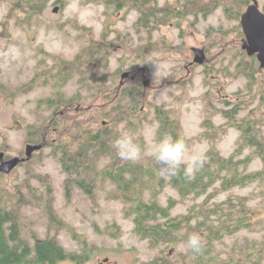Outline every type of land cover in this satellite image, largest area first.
<instances>
[{
  "label": "rangeland",
  "instance_id": "obj_1",
  "mask_svg": "<svg viewBox=\"0 0 264 264\" xmlns=\"http://www.w3.org/2000/svg\"><path fill=\"white\" fill-rule=\"evenodd\" d=\"M19 1L0 0V144L6 141L8 147L4 151L13 156H20L22 151L26 156L29 137L27 127L32 124L43 125L54 111V108L39 105L40 100L55 94V87L44 84L41 74L45 76L44 73L47 72L46 76L50 77L62 75L56 60H74L93 39L112 42L108 61L98 59L89 72H73L61 89L62 93L67 98L79 95L83 98L82 104L76 108L81 112V117L87 119L98 111L95 109L107 103L96 97L98 90L112 84L114 73L120 69V86L126 72H130V77L124 79L126 82L136 75L141 76L142 84L149 80V89L142 92V96L146 97L143 114L146 111L148 119L143 122L138 133L128 129L126 122L121 125V129L131 135L144 150L140 160L142 162L150 160L149 150L161 139L157 118L159 108L167 112L171 120H178L180 123L182 133L190 140V155L201 151L205 154L213 146L223 156L236 151L242 135L238 128L228 127L225 133H220L213 141L202 136L207 131V120L217 127L226 125L229 119L222 110L233 107L236 102L246 101L238 118L260 113L264 119V68L259 62V83L252 93L249 78L237 73L244 55L230 45H243L245 37L240 41L236 32L241 20L236 18L235 13H229L224 5L218 6L208 16L192 14L174 17L167 25L151 30L136 24L140 17L136 9L119 12L110 8L107 14L105 4L95 0H46L44 13L29 20L18 6ZM159 1L164 4L167 0ZM258 1L259 7L264 11V0ZM56 7L57 11L54 10ZM211 31L214 33H210ZM221 31H229L227 39L222 40L216 35ZM215 40L217 44L214 43ZM227 44L231 48L227 49ZM192 47L206 49V63L190 66L194 59ZM145 57L149 60H145ZM153 60L159 65L158 71L151 64ZM143 67L146 68V78L143 77ZM36 77L38 83L33 82ZM26 85L29 87L20 90ZM253 95L256 97L252 102L250 99ZM227 101H230V106ZM73 114L71 111V115ZM140 136H143V140ZM166 137L172 138L170 135ZM52 151V147H47L43 157L34 158L33 154L29 159L35 160L32 164H21L9 174L2 173L0 188L14 193L15 187L24 185V181L30 179L31 185L43 191L46 183L42 180L50 179L58 215L81 235V238H77L67 230L58 234L61 245L67 251H79L84 246L86 253L93 256L88 264H98V259H109L111 264H149L163 254L181 258L183 253H187L189 247L185 243L153 245L151 240L141 238L135 231L133 215H127L130 204L114 196L118 192L115 182L98 178L100 188L97 203L78 188L74 189L72 200L68 201L65 190L67 173L57 156L51 154ZM253 151L254 148L247 147L240 157L252 155ZM114 154L116 156V152ZM111 160L110 155L102 158L97 164V170L100 171ZM263 168L262 159L256 156L247 172ZM37 175H41L42 180ZM165 181L167 184L158 201L166 206L171 197L175 198L173 217L187 214L193 205L207 198L208 194L183 197L170 185V179ZM151 190L145 191V200L150 199ZM213 190L211 188L209 192ZM23 191L27 193L28 189L24 187ZM250 195V206L264 207V185H261L260 180L245 187L237 186L220 192L212 202H221L230 196L236 199L238 196ZM4 201H8L13 208L16 199L6 197ZM261 218L263 219L253 228L244 229L234 236L226 237L222 243H217L218 248L223 251L221 258L228 257L235 245L238 247L235 254H239L247 241H255L261 250L254 256V263L251 264H264V217ZM22 223V234L31 243L37 238H50L49 218L36 205L23 209Z\"/></svg>",
  "mask_w": 264,
  "mask_h": 264
},
{
  "label": "trees",
  "instance_id": "obj_2",
  "mask_svg": "<svg viewBox=\"0 0 264 264\" xmlns=\"http://www.w3.org/2000/svg\"><path fill=\"white\" fill-rule=\"evenodd\" d=\"M95 1L105 4L107 14L110 8L119 12L130 9L138 10L140 17L136 24L151 30L167 25L174 17H187L192 14L208 16L220 5H224L229 13H235L236 18L241 20L246 7L252 2L251 0H167L161 4L159 0ZM62 5L64 6L63 3ZM18 6L26 13V18L32 20L44 13L47 3L46 0H20ZM236 32L241 41L245 37L241 25L236 28ZM216 35L224 40L229 36V31H221ZM216 40L215 44H217ZM230 45L232 49L240 50L244 55L237 68V73L249 78V88L253 93V90H256L255 86L259 83L258 72L260 71L257 66L259 60L256 55H247L241 44ZM225 46L227 49L231 48L228 44ZM111 48V41L93 39L92 43L83 49L74 60H56L62 75L50 77V75L46 76L47 72L44 73L45 76L41 74L44 77L42 81L44 84H51L55 87V94L50 98L40 100L39 105L54 108V111L43 125L32 124L27 127L29 136L27 144H43L40 150L34 152V158L43 157L45 148H53L51 154L57 156L56 158L59 159L67 173L65 190L68 201L72 200L73 191L78 188L83 190L94 203H97L100 188L98 178L115 182L118 192L114 196L130 204L127 215H133L136 233L143 239L151 240L153 245L187 244L188 239L193 235H198L203 240V248L199 253H194L189 248L181 258L178 256L174 258L173 254H163L154 258L149 264L254 263V256L261 250L256 246L257 242L247 241L242 246L243 251L239 254H235L238 249L235 245L232 253L223 258H221L223 251L218 248L217 243H222L226 237L234 236L244 229L253 228L263 219L261 217H264V207L250 206L251 195L238 196L236 199L230 196L221 202H212V199L220 192L237 186L245 187L257 180L264 185V168L260 171L247 172L248 166L256 156L260 157L264 163L263 116L258 113L256 116L250 114L244 118H238L246 102L241 100L233 107L222 110L229 119L226 125L217 127L209 120L205 122L207 131L202 136L212 141L220 133H225L228 127L241 130L239 147L231 155L223 156L213 146L205 153L206 163L194 178L186 179L183 170L177 177L170 178V185L177 189L183 197L191 194L197 196L208 194L205 201L193 205L187 214L173 217L172 209L176 206L175 198L171 197L166 206L158 201V197L167 184L165 179L159 175L158 165L152 160L133 163L121 161L117 155L114 156L113 142L120 135L126 134L125 130L121 129V125L126 122L128 129L138 133L143 122L148 119L145 115L146 111L143 114L146 97L142 96V92L147 91L149 87L143 86L141 76L131 77L120 86L121 69L114 73L113 83L105 89L98 90L99 94L96 96L107 103L95 109L98 111L87 119L82 118L81 112L76 108L82 104L83 98L80 95L67 98L62 93L61 89L71 78L73 72H89L95 60L98 59L108 61ZM146 59L149 60L148 57H145ZM37 80L36 77L33 82L38 83ZM24 86L20 90L29 87V85ZM255 97L256 95H253L250 100L253 102ZM262 98L264 104V94ZM227 104L230 106V101H227ZM61 110L65 112L62 113ZM71 111L74 112L73 115ZM157 118L160 123L159 138L170 135L172 139H183L189 146L190 140L182 133L178 120H171L169 114L160 108ZM140 139L143 140V136H140ZM6 147L8 144L4 141L0 144V151H4ZM247 147L254 148L252 155L245 158L240 157ZM23 152L20 153L21 157L25 156ZM109 155L112 160L98 171V162ZM11 157H13L12 154L5 152V158ZM34 161V159L26 160L20 165H30ZM0 175L3 174L0 172ZM37 176L42 180L41 175ZM42 182L46 183L44 189L46 191H40L36 186L31 185L30 179L25 180L24 185L15 187L14 193L0 188V264H58L67 258L79 259L80 255H84L85 251L83 253L69 252L61 245L58 234L62 230L70 231L77 238H81V235L58 215L52 181L44 179ZM24 187L28 189L27 193L23 191ZM211 188H214L213 192H209ZM149 189H152V195L150 199L145 200V191ZM6 197L16 199L13 208L8 201H4ZM29 205H36L49 218L50 238H37L34 243H31L22 234V213L23 209Z\"/></svg>",
  "mask_w": 264,
  "mask_h": 264
},
{
  "label": "clouds",
  "instance_id": "obj_3",
  "mask_svg": "<svg viewBox=\"0 0 264 264\" xmlns=\"http://www.w3.org/2000/svg\"><path fill=\"white\" fill-rule=\"evenodd\" d=\"M151 64L158 71V63L153 60ZM112 147L121 161L139 162L144 155L142 147L129 134L120 135ZM148 158L158 165L159 175L164 179L175 178L183 170L184 177L191 180L206 163V155L202 151L190 155L183 139L168 137L161 138L151 147ZM187 245L194 253H199L203 248V240L200 236L193 235L188 239Z\"/></svg>",
  "mask_w": 264,
  "mask_h": 264
},
{
  "label": "water",
  "instance_id": "obj_4",
  "mask_svg": "<svg viewBox=\"0 0 264 264\" xmlns=\"http://www.w3.org/2000/svg\"><path fill=\"white\" fill-rule=\"evenodd\" d=\"M58 10V7L54 9ZM241 25L245 34L242 48L247 52L248 55H256L260 62V66L264 68V11L259 7L258 0H252V3L248 6L247 10L241 17ZM194 52L193 63L199 65L204 64L207 61V55L204 48L193 47ZM143 77L146 78V68H142ZM130 77V72H126L122 78ZM121 81V86L124 82ZM146 86L150 85L149 80H145ZM43 144H27L26 145V156L19 157L14 156L12 158H5V152L0 151V172L9 174L11 173L21 162L32 158L33 153L36 150H40Z\"/></svg>",
  "mask_w": 264,
  "mask_h": 264
},
{
  "label": "flooded vegetation",
  "instance_id": "obj_5",
  "mask_svg": "<svg viewBox=\"0 0 264 264\" xmlns=\"http://www.w3.org/2000/svg\"><path fill=\"white\" fill-rule=\"evenodd\" d=\"M193 48V47H192ZM206 50V49H205ZM206 52V51H205ZM195 64H197V63H193V61L190 63V66H193V65H195ZM199 65V64H198ZM51 234V233H50ZM52 234H54V232L52 233ZM82 250H84L85 251V253H84V255H80L79 256V259H74V258H67V259H65V260H62V261H60L58 264H61L62 262H70L71 264H88L89 262H91L92 260H93V256L92 255H90V254H86V248H82L81 250H79V251H81L82 252ZM83 253V252H82ZM99 260V262H98V264H111L110 263V261H109V259H105V260H100V259H98Z\"/></svg>",
  "mask_w": 264,
  "mask_h": 264
}]
</instances>
